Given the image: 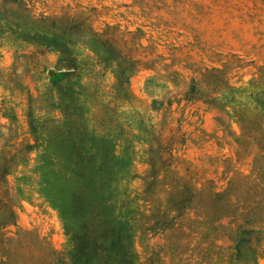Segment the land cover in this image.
<instances>
[{
  "label": "rangeland",
  "instance_id": "obj_1",
  "mask_svg": "<svg viewBox=\"0 0 264 264\" xmlns=\"http://www.w3.org/2000/svg\"><path fill=\"white\" fill-rule=\"evenodd\" d=\"M0 18V217L15 211L0 232H30L20 259L59 264L73 222L24 148L27 109L48 92L39 112L59 115L63 85L81 86L88 122L128 138L120 184L157 264H198L218 224L263 228L264 264V0H0ZM226 233L213 264H238Z\"/></svg>",
  "mask_w": 264,
  "mask_h": 264
},
{
  "label": "trees",
  "instance_id": "obj_2",
  "mask_svg": "<svg viewBox=\"0 0 264 264\" xmlns=\"http://www.w3.org/2000/svg\"><path fill=\"white\" fill-rule=\"evenodd\" d=\"M10 25L16 32L17 25ZM3 26L0 18V30ZM16 34L20 36L21 32ZM69 65L72 76L76 66ZM54 87L60 97L56 104L59 115L39 112L45 107L43 98L48 95L43 93L27 109L33 142L24 146L26 152L37 151L36 167L40 172L37 182L47 194L58 198L61 211L73 219L71 225H65L64 249L54 259L59 264H157L158 253L146 252L147 228L142 217H136L135 197L127 186L120 184L130 164L128 138L111 137L82 116L81 86ZM2 204L0 199V210ZM218 220L209 219L211 223ZM14 223L15 211L8 205L6 214L0 217V231L4 225ZM212 226L218 228L212 237L214 248L199 250L197 246L198 264H213V257L222 259L221 252L215 250V240L223 228L233 241V259L238 264H258L263 228L256 224L251 227L238 224L234 228L224 224ZM20 233L30 232L17 229L13 236L0 232V264H26L20 254L27 257L28 243L18 238Z\"/></svg>",
  "mask_w": 264,
  "mask_h": 264
},
{
  "label": "water",
  "instance_id": "obj_3",
  "mask_svg": "<svg viewBox=\"0 0 264 264\" xmlns=\"http://www.w3.org/2000/svg\"><path fill=\"white\" fill-rule=\"evenodd\" d=\"M50 72H52V70H50Z\"/></svg>",
  "mask_w": 264,
  "mask_h": 264
}]
</instances>
